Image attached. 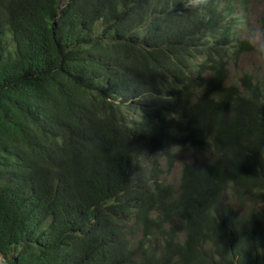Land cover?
<instances>
[{"label": "trees", "instance_id": "16d2710c", "mask_svg": "<svg viewBox=\"0 0 264 264\" xmlns=\"http://www.w3.org/2000/svg\"><path fill=\"white\" fill-rule=\"evenodd\" d=\"M181 5H0L5 264H264V77L228 83Z\"/></svg>", "mask_w": 264, "mask_h": 264}, {"label": "clouds", "instance_id": "9594fccd", "mask_svg": "<svg viewBox=\"0 0 264 264\" xmlns=\"http://www.w3.org/2000/svg\"><path fill=\"white\" fill-rule=\"evenodd\" d=\"M8 1L10 0H0V5H3ZM211 1L212 0H182V5L178 10L177 22L180 28L196 32L198 40L200 41L206 53L209 55L211 62H227L225 69H227V73L230 76L231 69L229 66L233 65V67H236L245 53L253 51V47L249 42L236 35L237 31L240 29V26L242 23H244V21L247 20L248 17L246 10L238 13V11H240L239 6H244L245 0H216L220 10L223 11L224 14V16H218L216 19L212 18L208 9L209 2ZM261 18H264V16H261ZM229 26H231V32L230 34H227L226 29ZM260 28L264 30V27L261 25V23ZM228 36H230V38L227 40ZM262 66L264 69V63ZM243 71L250 74L255 81H260V79L264 77V72L262 75H257L246 70H240L239 74ZM210 75L211 72H207L203 75V77L207 78ZM164 155H166V153L162 149H159L149 159L154 161L160 166L161 169L165 171L166 163L162 159V156ZM182 158L185 159L183 164L190 160V158L186 159V156L182 157V154H177L175 165ZM183 164L181 166V170ZM173 172L174 168L168 174H164L162 176V180L170 185L177 186L180 174L177 181L173 183L169 180ZM235 224L236 227L240 225V221L237 217ZM173 228L175 229L176 233L175 244L184 245L185 241L187 240V233L185 231L177 230L175 224L173 225ZM1 258L4 259L2 264H5V258L0 256V259Z\"/></svg>", "mask_w": 264, "mask_h": 264}, {"label": "rangeland", "instance_id": "374dc122", "mask_svg": "<svg viewBox=\"0 0 264 264\" xmlns=\"http://www.w3.org/2000/svg\"><path fill=\"white\" fill-rule=\"evenodd\" d=\"M239 7L240 11H238V13H241V11L246 10L248 13V17L247 20L242 23L236 35L241 39L249 42L253 47V51L245 53L236 67H233V65L229 66V68L231 69V73L229 76L228 83L236 80L240 70H246L252 74L257 75H262L264 72L262 66L264 63V30L260 28L259 22L261 16H264V0H245V5ZM188 158L189 157L186 156V159ZM184 161L185 159L182 158L178 161V163H176L174 167V172L169 178L171 182L175 183L177 181L180 174L181 166ZM229 194L230 195L228 197V202L231 205L235 207H238L237 205H241L234 203V200L232 198L233 190H230ZM247 209L245 206H243L241 208V212H239L245 213ZM3 261L4 259L1 258L0 264H2Z\"/></svg>", "mask_w": 264, "mask_h": 264}]
</instances>
